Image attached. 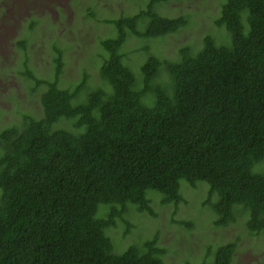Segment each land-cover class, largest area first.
<instances>
[{
    "label": "trees",
    "instance_id": "trees-1",
    "mask_svg": "<svg viewBox=\"0 0 264 264\" xmlns=\"http://www.w3.org/2000/svg\"><path fill=\"white\" fill-rule=\"evenodd\" d=\"M167 1L98 20L111 25L100 42L106 56L98 54L102 86L83 102L76 97L88 77L61 88L55 44L51 80L24 70L34 94L43 86L42 112L0 131V264H165L157 234L116 254L105 231L117 220L130 231L129 205L155 217L148 190L177 208L182 180L208 185L214 226L243 217L249 234H264V173L256 170L264 162V0H222L213 21L220 42L205 34L194 55L192 45L173 61L148 55L138 82L120 47L184 27L185 16L156 10ZM61 120L73 123L59 127ZM235 248H208L202 264H234Z\"/></svg>",
    "mask_w": 264,
    "mask_h": 264
},
{
    "label": "rangeland",
    "instance_id": "rangeland-1",
    "mask_svg": "<svg viewBox=\"0 0 264 264\" xmlns=\"http://www.w3.org/2000/svg\"><path fill=\"white\" fill-rule=\"evenodd\" d=\"M148 1L0 0V131L19 124L22 115L41 117L39 96L43 86L34 94V83L26 79L23 72L28 69L39 79L51 80L52 59L56 55L54 44L62 53L61 88L71 84L74 87L85 73L87 85L76 97L83 102L88 92L95 89L93 87L102 86L98 71L102 61L98 54H105L100 50V42L110 36L111 25L99 24L98 20L117 19L121 14L131 16L144 10ZM221 1L169 0L159 4L156 10L161 16H185L187 24L157 38L128 37L120 47V53L136 80L141 81L140 66L148 55L173 61L178 48L185 45H192L189 48L194 55L205 34H212L218 41L224 37L223 30H217L213 25ZM90 13H94V17ZM20 42L24 47L19 45ZM165 80L166 73L160 70L158 81ZM72 123V120H61L57 126L70 128ZM256 170L264 173V162L257 165ZM207 190L208 185L204 182L191 187L182 180L183 201L177 208L172 204L162 205L160 194L148 190L146 196L151 200L155 217L129 205L125 218L132 225L130 231L125 235L126 225L118 220L115 227L105 231L114 253H122L128 245L142 243L157 234L158 245L165 250V264H183L184 260L202 264L209 259L208 248L213 250L227 242L236 243L234 264H264V234H249L243 217L225 227L214 226L216 216L205 204ZM176 221L190 226L186 228Z\"/></svg>",
    "mask_w": 264,
    "mask_h": 264
}]
</instances>
